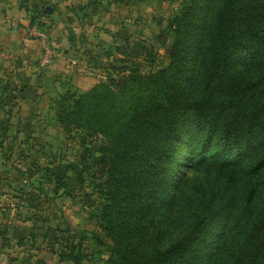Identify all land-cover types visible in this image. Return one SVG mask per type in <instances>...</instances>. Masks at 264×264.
Here are the masks:
<instances>
[{
	"label": "trees",
	"instance_id": "1",
	"mask_svg": "<svg viewBox=\"0 0 264 264\" xmlns=\"http://www.w3.org/2000/svg\"><path fill=\"white\" fill-rule=\"evenodd\" d=\"M213 1L189 0L171 20L166 68L140 74L150 50L116 44L106 55L117 57L111 73L127 72L122 81L107 74L89 91L61 98L73 100L61 118L69 132L106 141L97 160L104 203L94 218L111 244L102 264H264V69L245 76L236 66L246 54L264 60V0H219L211 23ZM212 164L230 175L245 165L240 204L217 190L227 185L217 178L211 191H199L202 205L186 202L176 211L183 169ZM59 181L54 196L65 189ZM62 236L55 239L59 263L95 264L86 261L82 241Z\"/></svg>",
	"mask_w": 264,
	"mask_h": 264
},
{
	"label": "rangeland",
	"instance_id": "2",
	"mask_svg": "<svg viewBox=\"0 0 264 264\" xmlns=\"http://www.w3.org/2000/svg\"><path fill=\"white\" fill-rule=\"evenodd\" d=\"M187 1L136 0L105 7L109 27L101 29L104 32L115 30V38L109 35L107 41H103L92 37L95 42L92 44L108 46L112 43L111 39L117 46L125 42L143 44L150 50L152 60L139 61L140 74L162 70L169 63L173 43L170 22ZM211 5L208 20L213 23L219 0H214ZM82 42L85 43V40ZM236 66L241 74L250 76L264 69V60L246 54ZM105 74V80L110 76L122 81L120 76L127 72ZM71 92L77 94V91ZM72 103L73 100L68 99L67 104L71 106ZM10 104L12 99H2L0 96V139H4L3 151L0 152V178L4 176L5 181H8L4 182L5 190H0V215L2 213L4 220L9 222V231L5 234L8 251L2 254L0 264H24L35 259H42L46 264H60L56 253L59 244L55 239H60L61 234H64L63 240L69 239L74 243L82 241L86 261L102 264L111 257V244L100 234L94 218L104 203L99 188L106 177L97 166V160L100 157L99 149L106 143L105 139L101 135L83 131L58 130V118L61 120L62 117L56 114L36 116L41 117L44 126L47 125L42 131L31 132L25 125L24 130L17 132L19 134H15L17 130H12L11 135H7L8 122L15 116L6 113L3 106ZM67 104L63 102L59 105L62 111L66 110ZM17 121H13V127ZM33 133L34 138L31 137ZM49 138H55L58 144L50 145ZM183 171L185 175L173 206L176 211L182 210L186 202H189V206L202 205L200 192L211 191L217 178L219 182L227 181L225 188L217 190H223L226 197L235 199L233 203L236 207L240 204V190H244L246 184L245 165L234 170L231 175L227 171L218 172L215 164ZM75 172L81 176H76ZM56 179H60L65 189L54 196L52 190ZM4 208L8 209L6 213L5 210L1 211ZM94 236H98L99 243L94 240ZM51 242H55V251L50 249Z\"/></svg>",
	"mask_w": 264,
	"mask_h": 264
},
{
	"label": "crops",
	"instance_id": "3",
	"mask_svg": "<svg viewBox=\"0 0 264 264\" xmlns=\"http://www.w3.org/2000/svg\"><path fill=\"white\" fill-rule=\"evenodd\" d=\"M115 6L101 0H0V96L12 99V104L3 109L15 116L8 122L7 135H11L12 130L19 134L17 132L24 130L25 125L31 132L46 129L41 117L36 116L62 117L65 111L59 105L68 90L85 93L105 81V72L110 73L116 57L106 52L116 42L110 38L111 44L99 46L92 44L95 42L91 38L103 41H107L109 35L115 38V30L103 31L109 27L105 7ZM34 26H42L47 31L51 51L47 67L42 66L44 45L30 31ZM15 119L18 121L13 127ZM58 120V130L64 131L63 121ZM31 137H35L34 133ZM49 140L50 145L58 144L55 138ZM0 179V190H5L4 182L8 181L4 176ZM8 223L1 213L0 260L4 251H8L4 241Z\"/></svg>",
	"mask_w": 264,
	"mask_h": 264
},
{
	"label": "built area",
	"instance_id": "4",
	"mask_svg": "<svg viewBox=\"0 0 264 264\" xmlns=\"http://www.w3.org/2000/svg\"><path fill=\"white\" fill-rule=\"evenodd\" d=\"M31 34L35 36L38 40L42 42L44 45V53L45 57L42 60V66L47 67L50 64V57L51 56V51H49V47L47 45L48 42V36H47V31L44 28H40L39 26H34L30 29Z\"/></svg>",
	"mask_w": 264,
	"mask_h": 264
}]
</instances>
